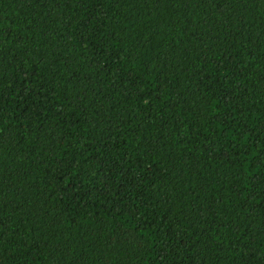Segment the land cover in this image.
<instances>
[{
	"label": "trees",
	"instance_id": "1",
	"mask_svg": "<svg viewBox=\"0 0 264 264\" xmlns=\"http://www.w3.org/2000/svg\"><path fill=\"white\" fill-rule=\"evenodd\" d=\"M0 264H264V0H0Z\"/></svg>",
	"mask_w": 264,
	"mask_h": 264
}]
</instances>
